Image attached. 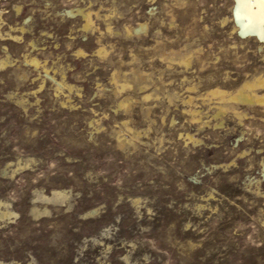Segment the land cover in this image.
I'll return each instance as SVG.
<instances>
[{
    "label": "rangeland",
    "instance_id": "rangeland-1",
    "mask_svg": "<svg viewBox=\"0 0 264 264\" xmlns=\"http://www.w3.org/2000/svg\"><path fill=\"white\" fill-rule=\"evenodd\" d=\"M235 1L0 0V264H264V109L210 95L264 74Z\"/></svg>",
    "mask_w": 264,
    "mask_h": 264
},
{
    "label": "bare ground",
    "instance_id": "bare-ground-1",
    "mask_svg": "<svg viewBox=\"0 0 264 264\" xmlns=\"http://www.w3.org/2000/svg\"><path fill=\"white\" fill-rule=\"evenodd\" d=\"M235 2H236V4H235L236 6L234 9V15H235L236 22L238 24V28H236L237 30L234 28V31L236 30V32L239 33V35L241 37H248V36L254 37L259 42V44H260L259 49L261 51V49L264 48V0H236ZM20 8L21 7H18V9H17L18 12L20 11ZM67 14L69 16L80 15L83 19V22H84L83 29L86 30V29L91 27V23H92V17H91L92 12L91 11H84V10H81V8H80L77 10H69V11H67ZM21 29L23 30V27ZM146 29H147V25L142 24L139 27H137L136 32H138L140 30L144 31ZM10 36H11V34H10ZM79 53H82V52H79ZM98 53L102 54L103 53L102 49L99 50ZM31 62L35 65H37L39 63L37 60H32ZM189 63H190V59H186L184 61V64H186V66L189 65ZM6 64H7V61L6 62L4 61L1 63L0 66L5 67ZM245 68L246 67H243V69L240 72L241 74L238 75L239 76V79H238L239 83L237 82L235 84V90L234 91H232V92H230L231 90L226 91L227 89L226 90L224 88L221 89L220 87H216L210 91V95L216 96L217 99L219 100V104L222 105V106L219 105L220 107H218L219 112L217 114L214 113L215 114L214 118H216L217 116L219 117L220 112L224 113V111H227L229 109L232 110L240 118L247 115V114H243V112H241L244 110L239 111L241 108H249V109L253 108L254 109L255 107H259L260 109L261 108L264 109V74L257 73V71H255L254 73L251 72V74H249L250 69L247 70V68L246 69ZM45 74L47 77L51 78L52 81L57 82V79H55L52 74L50 75L48 70H45ZM57 85H58V87H60L63 85V83L57 82ZM191 89H192V87H191ZM192 101H194L193 97L190 96L188 102H192ZM189 112H190L191 119L193 120V122L194 121L200 122V120H202L201 119V112L198 111L197 109L192 108V109H190ZM219 121H218V123H220ZM221 122H222V120H221ZM217 125H216V127H217ZM187 137L190 141L196 142V139H194L192 136H190V134L187 135ZM263 169H264V163H263ZM52 195L55 198H65L66 197V195L61 191H56ZM13 214L16 216L18 215L17 213H13Z\"/></svg>",
    "mask_w": 264,
    "mask_h": 264
}]
</instances>
